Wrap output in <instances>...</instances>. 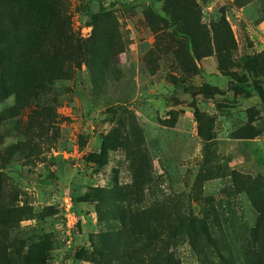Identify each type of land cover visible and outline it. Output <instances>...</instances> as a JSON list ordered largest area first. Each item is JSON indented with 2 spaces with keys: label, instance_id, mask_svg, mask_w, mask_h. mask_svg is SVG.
<instances>
[{
  "label": "rangeland",
  "instance_id": "obj_1",
  "mask_svg": "<svg viewBox=\"0 0 264 264\" xmlns=\"http://www.w3.org/2000/svg\"><path fill=\"white\" fill-rule=\"evenodd\" d=\"M183 1L0 0V264H264V0Z\"/></svg>",
  "mask_w": 264,
  "mask_h": 264
},
{
  "label": "trees",
  "instance_id": "obj_2",
  "mask_svg": "<svg viewBox=\"0 0 264 264\" xmlns=\"http://www.w3.org/2000/svg\"><path fill=\"white\" fill-rule=\"evenodd\" d=\"M44 2V1H42ZM186 0L181 2L179 8H185ZM165 12L172 18V20H178L173 8L171 0H168L167 6H165ZM184 35L190 39V46L193 51V56L187 51L188 62L193 67L194 59L200 60L203 57L211 56V48L207 40V32L196 23L194 26H189L183 20ZM198 26V27H197ZM197 27V28H196ZM196 28V29H195ZM39 29V28H37ZM195 31L200 32L197 35ZM201 36L202 42L199 45L197 38ZM202 46L203 50H200ZM168 47V46H166ZM163 46V48H166ZM188 50V49H187ZM23 58V60H21ZM20 59H13L12 51L0 38V102L3 101L7 96L14 93V87L16 83L13 78H10L11 67L18 69V75L25 76L27 80H30V86L36 87L43 84L46 81H52L57 79L56 70L51 66L53 63H57L61 60V52H59L57 45L54 42H49L47 45H41L36 42L31 49ZM45 69L49 70V73H45ZM30 73V74H29Z\"/></svg>",
  "mask_w": 264,
  "mask_h": 264
},
{
  "label": "built area",
  "instance_id": "obj_3",
  "mask_svg": "<svg viewBox=\"0 0 264 264\" xmlns=\"http://www.w3.org/2000/svg\"><path fill=\"white\" fill-rule=\"evenodd\" d=\"M65 229H66V235L69 236L71 230L73 229L72 227L74 226V224L72 222H70L69 220H66V224H65Z\"/></svg>",
  "mask_w": 264,
  "mask_h": 264
}]
</instances>
